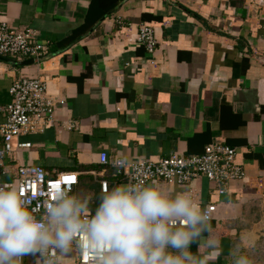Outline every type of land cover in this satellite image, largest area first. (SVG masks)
<instances>
[{"label":"crops","instance_id":"crops-1","mask_svg":"<svg viewBox=\"0 0 264 264\" xmlns=\"http://www.w3.org/2000/svg\"><path fill=\"white\" fill-rule=\"evenodd\" d=\"M264 0H0L14 29L31 28L55 50L40 61L0 56V103L18 76L40 77L56 97L55 121L20 135L0 162V184L17 187L18 169L40 165L49 177L78 173L73 192L91 197L99 180L118 179L112 162L126 156L158 159L201 154L207 144L236 149L245 176L224 193L200 176L188 185L157 180L166 191H191L203 208L216 205L211 234L220 248L198 255L207 264H233L240 248L264 264ZM152 25L157 46L137 41ZM75 39L64 46L66 37ZM154 64L149 63V59ZM5 114L0 112V122ZM29 141V149H16ZM2 138L0 135V146ZM112 173V174H111ZM125 184L118 179V185ZM113 187V182L110 183ZM94 202V200H93ZM196 250V245L192 246ZM22 264H42L35 255ZM54 264H78L77 251Z\"/></svg>","mask_w":264,"mask_h":264},{"label":"clouds","instance_id":"clouds-1","mask_svg":"<svg viewBox=\"0 0 264 264\" xmlns=\"http://www.w3.org/2000/svg\"><path fill=\"white\" fill-rule=\"evenodd\" d=\"M129 163L121 156L112 166L120 171ZM133 173L135 180L98 197L57 188L42 216L18 188H0V264L50 249L84 252L92 264H207L200 249L216 250L220 240L192 192L172 193L141 179L138 168ZM232 255L233 264H252L240 248Z\"/></svg>","mask_w":264,"mask_h":264},{"label":"built area","instance_id":"built-area-1","mask_svg":"<svg viewBox=\"0 0 264 264\" xmlns=\"http://www.w3.org/2000/svg\"><path fill=\"white\" fill-rule=\"evenodd\" d=\"M264 10V4H263ZM138 43L144 48L147 55H153L157 39L152 25L141 23L137 34ZM48 43L42 40L38 31L31 28L14 29L0 15V56L11 55L17 59H32L40 62L47 55ZM154 64V60L149 59ZM46 82L40 77L18 76L9 88V101L0 103V112L5 119L0 122V162L2 157L13 149L14 141L27 133L42 131L44 125H53L55 121L56 97L48 94ZM31 142L17 141L16 149H29ZM236 149L221 143H210L201 154L184 156L172 154L158 159L138 158L130 161L128 168L114 171V175L124 183L136 179L133 173L138 168L141 179L150 183L157 180L188 185L195 178L203 176L217 184V193L226 191L229 181L245 176L244 168L235 161ZM99 162L111 165L106 152L99 153ZM118 159V158H116ZM19 179L17 187L38 216H42L47 203L53 199L54 190L60 187L71 188L78 182V173L71 171L59 172L49 177L40 165H24L18 169ZM101 192L110 190L109 182L100 179ZM118 185V182L115 183ZM0 188H5L0 184ZM212 219L216 205L208 203L202 208ZM58 252L50 249L46 254L37 253L42 264H54ZM23 258L20 261L22 264ZM78 264H92V257L77 251Z\"/></svg>","mask_w":264,"mask_h":264},{"label":"trees","instance_id":"trees-1","mask_svg":"<svg viewBox=\"0 0 264 264\" xmlns=\"http://www.w3.org/2000/svg\"><path fill=\"white\" fill-rule=\"evenodd\" d=\"M76 37H75V34L73 33L72 35H69V36H67L65 39H66V41L67 42H65L64 43V45H63V47L64 46H67L68 44H70V42L71 41H73L74 39H75ZM50 44V43H49ZM48 44V51H47V54H52V53H54L55 51V49L51 46V45H49ZM113 171H115L116 172V170L115 169H113ZM112 174V173H111ZM113 174H114V172H113ZM116 177V176H115ZM105 179V178H104ZM109 182V188H110V190L113 188V187H115L116 185H115V183L116 182H118V179H115L114 181L113 180H110V181H108ZM113 182V187L111 188L110 186V183H112ZM99 185H100V183H99ZM101 194H103L102 192H101V189L99 188V193H98V195H96L95 197H98L99 195H101ZM98 201H96V200H94V202L92 203V206H91V208H92V210H94V207H95V204L97 203Z\"/></svg>","mask_w":264,"mask_h":264},{"label":"water","instance_id":"water-1","mask_svg":"<svg viewBox=\"0 0 264 264\" xmlns=\"http://www.w3.org/2000/svg\"><path fill=\"white\" fill-rule=\"evenodd\" d=\"M21 63H23V64H31V63H33V60L32 59H26V60H24V61H22Z\"/></svg>","mask_w":264,"mask_h":264}]
</instances>
